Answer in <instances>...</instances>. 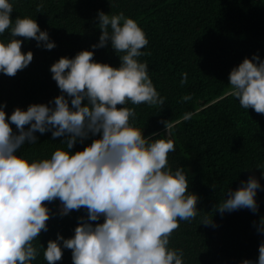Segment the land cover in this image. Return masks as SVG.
Masks as SVG:
<instances>
[{"label": "clouds", "instance_id": "obj_1", "mask_svg": "<svg viewBox=\"0 0 264 264\" xmlns=\"http://www.w3.org/2000/svg\"><path fill=\"white\" fill-rule=\"evenodd\" d=\"M13 10L10 0H0V34L10 30L12 37L0 40V73L9 77L34 58L31 50H22L23 41L17 37L34 39L48 50L56 47L35 18L13 20ZM36 12H43V3ZM97 19L102 30L99 42L72 58L60 57L50 67L60 95L50 103L30 104L26 110L17 107L10 117L6 104H0V264H33L40 254L33 242L48 230V204L56 200L61 216L81 208L87 216L80 218L73 236L58 233L46 248L40 245L47 264L62 260L64 249L71 250L73 264H184L183 251L169 248L170 237L180 221L196 219L199 197L189 191L183 167L175 171L169 167L168 155L176 150L170 138L173 124L161 121L167 134L146 137L130 123L135 110L125 106L165 104L147 63L138 60L146 54L141 50L149 41L138 22L123 12L109 15L101 10ZM109 42L119 54V67L94 60V50ZM186 82L187 74L181 85ZM228 83L230 95L243 109L264 115V61L258 54L234 67ZM37 132H51L53 140L65 137L67 150L58 148L50 158L40 160L19 154L22 146L38 141ZM89 135L96 138L87 147L71 151ZM260 187L251 176L228 192L214 213L242 208L257 212ZM199 224L215 226L207 216ZM257 231L264 234V217ZM258 251L256 264H264V242ZM241 264L253 261L245 259Z\"/></svg>", "mask_w": 264, "mask_h": 264}, {"label": "trees", "instance_id": "obj_2", "mask_svg": "<svg viewBox=\"0 0 264 264\" xmlns=\"http://www.w3.org/2000/svg\"><path fill=\"white\" fill-rule=\"evenodd\" d=\"M17 16L36 19L56 47L48 50L36 40L21 39L22 50L34 54L29 66L14 77L0 73V104H6L10 117L17 107L27 109L33 103H50L60 90L52 79L50 67L60 57H74L99 42L98 12L109 15L123 12L135 19L146 33L148 44L138 57L148 65L149 76L161 97L163 107L147 104L126 107L135 110L130 120L144 135H166L165 125L173 124L170 138L175 152L168 155L169 167H183L189 191L198 194V216L180 221L170 237L169 248L183 251L184 264H241L245 259L256 264L264 234L257 231L264 217V115L243 109L230 95L229 74L246 57L258 54L264 61V0H10ZM43 3V12H36ZM10 30L0 34L9 41ZM94 60L119 67V54L111 46L94 50ZM150 53V54H148ZM187 74V82L181 80ZM191 99L183 101L182 97ZM86 103V101H85ZM16 131L15 125L12 126ZM35 144L19 150L31 160L50 158L66 149L65 137L52 139L51 132L36 133ZM79 140L72 152L87 147L93 139ZM159 136H153L158 139ZM251 176L260 182L256 200L258 211L247 208L221 215L214 207L228 192L235 191ZM215 185L216 188L213 187ZM51 218L48 230L33 243L40 250L33 264H47L44 249L57 234L74 235L86 209L60 215L59 200L48 204ZM212 217L214 227L199 224L202 217ZM99 222H103L101 217ZM56 264H73L72 253L64 249Z\"/></svg>", "mask_w": 264, "mask_h": 264}]
</instances>
